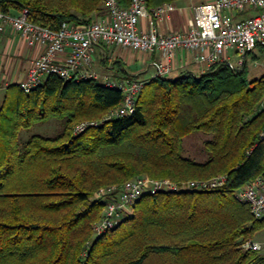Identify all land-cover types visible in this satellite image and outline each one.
I'll use <instances>...</instances> for the list:
<instances>
[{"label":"trees","instance_id":"obj_1","mask_svg":"<svg viewBox=\"0 0 264 264\" xmlns=\"http://www.w3.org/2000/svg\"><path fill=\"white\" fill-rule=\"evenodd\" d=\"M123 5L127 0H119ZM149 5L174 0H147ZM0 9L29 11L58 28L90 22L103 0H0ZM122 92L95 79L48 74L29 92L10 84L0 105V264H264L242 243L264 230L236 191L264 178V76L221 65L194 77L148 78L130 115L74 134L100 120ZM56 119L55 135L23 131ZM202 132L207 159L183 154L186 136ZM226 175L222 186L143 194L99 236L100 189L139 175L173 181Z\"/></svg>","mask_w":264,"mask_h":264},{"label":"built area","instance_id":"obj_2","mask_svg":"<svg viewBox=\"0 0 264 264\" xmlns=\"http://www.w3.org/2000/svg\"><path fill=\"white\" fill-rule=\"evenodd\" d=\"M105 11L90 22L63 21L58 28L37 24L29 19V11L12 14L0 9V39L7 27L12 28L28 46H41V53L32 61L24 78L18 81L24 92L31 91L50 73L79 81L95 79L102 85L122 92L121 104L109 110L100 120L78 122L73 133L88 126H98L104 120L130 115L136 109L137 97L147 79H117L105 74L99 79L94 67L95 53L100 46L117 45L152 55L153 69L149 78H176L181 75L200 76L224 65L242 70L257 49L264 48V0H203L191 6L193 19L183 30L163 29L171 13L179 8L172 2L149 5L147 0H103ZM184 52L201 66L197 71L187 67ZM179 59L177 56H179ZM264 66V62L262 63ZM112 69V63L109 65ZM226 175L208 179L173 181L139 175L121 186L100 189L95 197L105 200L101 219L93 226L99 236L115 226L135 202L145 193L210 189L222 186ZM238 200L249 205L255 218L264 217V178L257 176L236 191ZM244 248L261 249V243L247 239Z\"/></svg>","mask_w":264,"mask_h":264},{"label":"crops","instance_id":"obj_3","mask_svg":"<svg viewBox=\"0 0 264 264\" xmlns=\"http://www.w3.org/2000/svg\"><path fill=\"white\" fill-rule=\"evenodd\" d=\"M198 1V2H197ZM203 0H174V4L179 7L171 13V18L163 24V29L183 30L192 22L193 13L190 12L193 4L201 3ZM103 46L97 48L95 56L102 50ZM41 46H28L24 39L17 34L12 28L7 27L0 39V105L6 88L13 83H18L24 78L32 61L41 53ZM128 48L120 54V60H123L128 66L137 69H149V61L152 55L146 52H137L130 54ZM187 67L200 71L201 66L192 60L190 52L183 54ZM180 55L177 56L179 59ZM152 69V68H151ZM153 71V69H152Z\"/></svg>","mask_w":264,"mask_h":264},{"label":"rangeland","instance_id":"obj_4","mask_svg":"<svg viewBox=\"0 0 264 264\" xmlns=\"http://www.w3.org/2000/svg\"><path fill=\"white\" fill-rule=\"evenodd\" d=\"M172 3L174 1H171ZM198 2V1H197ZM174 4V3H173ZM198 4V3H197ZM194 5V4H193ZM190 12L193 13L192 9ZM127 52L134 54L141 52L136 49L128 48ZM124 51L123 47L117 45L103 46L97 55L95 56L94 67L97 69L99 74V79H101L105 74H110L111 77L117 79L125 78H143L148 79L152 73L151 67L144 71L143 69H137L133 66H128L123 60H120V54ZM258 60V64H253L250 62L247 65L248 78H258L264 76V48L257 49L255 56L253 57ZM112 63L113 68L110 69L109 65ZM1 94V91H0ZM106 114L102 116L104 118ZM61 129V122L56 119H49L47 121L39 122L33 125L30 129L22 132L20 139H26L31 133L38 132L43 135H55ZM211 136L206 135L202 132H196L186 136L183 140V154L187 157L194 159L195 161H205L207 159L206 152L204 151L203 143L206 139ZM130 208L126 213L131 212ZM125 213V214H126ZM123 214V217L124 215ZM122 217V218H123ZM254 241L261 243L260 251L264 253V230H260L252 237Z\"/></svg>","mask_w":264,"mask_h":264}]
</instances>
